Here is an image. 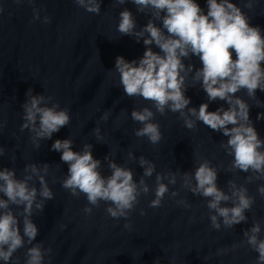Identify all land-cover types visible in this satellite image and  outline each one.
Returning <instances> with one entry per match:
<instances>
[{
	"label": "water",
	"instance_id": "water-1",
	"mask_svg": "<svg viewBox=\"0 0 264 264\" xmlns=\"http://www.w3.org/2000/svg\"><path fill=\"white\" fill-rule=\"evenodd\" d=\"M196 2L206 13V0ZM231 2L241 7L250 17V24L259 26L264 33V0H254L252 9L245 7L248 0ZM0 5L4 8L0 14V123H3L0 147L4 148L0 169L14 168L20 178L26 164L50 165L46 179L54 198L45 202L43 212H34L32 217L39 229L33 243H43L52 250L51 260L45 257V264H155L158 258L160 264H255L257 253L246 245L234 250L232 246L240 245L243 230L251 227L254 220L261 223L264 238V197L257 191L264 180L247 183L246 177L251 173L228 170L233 157L221 147L228 137L202 122L189 130L179 113L171 111L155 116L154 122L159 123L163 134L159 144L152 145L147 137L134 135L142 125L132 120L133 108L146 106L154 112L155 109L141 97H127L120 85L119 74L114 69L116 57L138 60L145 46L135 37L121 36L117 26L119 12L125 8L133 13L138 29L147 23L150 15L138 12L130 0L124 5L102 0L99 15L86 12L74 0H35L33 4L27 0L20 4L15 0H0ZM34 7L41 9V20H33ZM45 15L51 17V23H42ZM184 62L202 67L195 56ZM29 88L34 95L53 96L54 102L61 108L67 107L71 116L70 124L51 139L42 140L39 149L33 146L28 130L20 131L21 105ZM185 95L191 99L189 107L198 108L208 102L199 84L189 87ZM236 95L251 105L250 118L264 139V119H256L258 113L264 112V92L257 90V100L249 99L245 90ZM220 106L228 107L226 102L217 100L209 103V111ZM106 111L109 118L105 122L100 118ZM97 126L103 136L101 141H97L92 131ZM67 138L74 141V151H80L85 143L93 145L92 154L101 160L104 176L110 175L104 160L109 155L116 163L131 168L137 182L143 172L138 164L140 156L154 162L156 172L160 173H194L198 163L207 159L218 169L220 188L227 192L229 180L244 184L249 195L255 197V203L246 212V223L216 230L211 227L207 200L181 187L179 175L176 185H169L170 191L162 205L149 207L154 199V173L147 178L150 192L140 197L127 221L111 218L103 201L99 207H93L91 214H86L83 209L92 206L83 194L73 196L61 186L68 165L61 161L62 153L51 150L56 139ZM129 151L137 161L128 160ZM34 183L39 188V182ZM171 191H178L179 195L172 197ZM181 199L187 200L191 207L177 203ZM141 210L146 214L141 215ZM129 222L131 229H126L124 225ZM27 247L18 250L13 260L19 257L20 264H24Z\"/></svg>",
	"mask_w": 264,
	"mask_h": 264
},
{
	"label": "clouds",
	"instance_id": "clouds-1",
	"mask_svg": "<svg viewBox=\"0 0 264 264\" xmlns=\"http://www.w3.org/2000/svg\"><path fill=\"white\" fill-rule=\"evenodd\" d=\"M25 0H15L20 4ZM35 0H27L33 4ZM102 0H74V3L86 12L99 15ZM129 0H115L116 4L124 5ZM137 11L149 14L147 23L137 28L133 13L127 8L119 12L117 31L121 36L135 37L145 46L143 56L138 60H126L117 56L115 72L119 74V82L125 95L129 98L141 97L152 103V108H133L131 118L141 127L134 131L136 137H147L152 145H157L163 139L160 125L155 121L157 113H179L184 126L193 130L197 122H202L215 132H221L228 137L221 147L233 157L228 167L229 171L239 170L251 173L246 177L247 183L264 180V139L254 127L250 118L251 105L247 100L236 95L245 90L251 100H257V90L264 92V33L259 26L250 24V17L231 0H206L207 12L196 0H130ZM254 0H248L245 7L252 9ZM4 8L0 5V14ZM41 9L33 8V20H41ZM157 21L160 24H157ZM42 23H51V17L43 16ZM159 52L153 51V47ZM233 53L235 58H233ZM198 57L202 67L195 68L185 60ZM111 71V70H109ZM191 81V83H189ZM199 84L207 95V101L198 108L189 107L190 97L185 93L189 87ZM26 100L21 105L23 110L20 131L28 130L33 146L41 147L42 140L51 139L54 133L60 131L71 122L67 107L61 108L54 97L44 94H33L29 88L25 93ZM224 101L227 108L220 106L215 111H209V103ZM109 112H104L101 120L107 121ZM257 120L264 119V112L258 113ZM3 123H0V128ZM97 141L103 140L101 130L97 126L93 130ZM74 141L71 138L56 139L51 150L60 152L61 161L68 165L66 176L61 186L70 191L73 196L83 194L88 202L83 211L91 214L93 207H99L103 201L108 206L106 212L116 220L126 221L131 212L140 202L142 195L150 192L147 178L155 173L154 199L149 207L162 205L169 185H176L180 176L181 187L193 195L207 200L211 227L219 230L246 223V212L255 203V197L249 195L244 184L234 180L227 183L228 191L217 184L218 169L203 159L193 172H156V165L151 160L140 156L138 164L143 169L139 181L135 179L134 171L110 159L107 161L110 175L102 174V162L96 159L93 145L85 143L80 151L73 150ZM4 148L0 147V157ZM127 158L137 161L133 152L129 151ZM50 165L43 163L26 164L20 178L14 168L0 169V261L4 264H20V258L13 260L14 254L25 248L24 264H45V257L51 260V248H45L43 243H33L39 229L32 217L34 212H43L45 202L54 198L46 177ZM34 181L39 182V188ZM167 181V183H165ZM257 191L264 197V184ZM179 195L171 191V196ZM185 208L191 204L185 199L177 201ZM230 205V206H229ZM15 206V207H13ZM141 215H145L141 210ZM22 226V227H21ZM126 229H131V223H125ZM262 227L254 220L251 227L243 230L244 239L238 246H247L257 253L255 264H264V238ZM227 251V249L222 250ZM155 264H160L159 258Z\"/></svg>",
	"mask_w": 264,
	"mask_h": 264
}]
</instances>
